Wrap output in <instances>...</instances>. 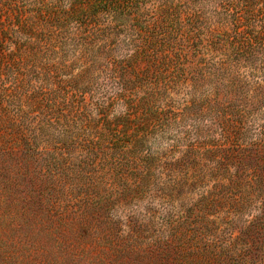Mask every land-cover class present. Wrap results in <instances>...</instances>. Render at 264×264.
I'll return each instance as SVG.
<instances>
[{
    "label": "trees",
    "instance_id": "1",
    "mask_svg": "<svg viewBox=\"0 0 264 264\" xmlns=\"http://www.w3.org/2000/svg\"><path fill=\"white\" fill-rule=\"evenodd\" d=\"M0 264H264V0H0Z\"/></svg>",
    "mask_w": 264,
    "mask_h": 264
},
{
    "label": "rangeland",
    "instance_id": "2",
    "mask_svg": "<svg viewBox=\"0 0 264 264\" xmlns=\"http://www.w3.org/2000/svg\"><path fill=\"white\" fill-rule=\"evenodd\" d=\"M65 1H68V0H65ZM59 50L57 49V52ZM47 61L48 62H52L54 63V65H56L57 67H61V63L63 61H65V57L61 55V53H57V54H54V55H51L49 54L48 57H47ZM62 74V73H61ZM60 74V72L57 74L56 76V82L60 80V77H62V75ZM58 87H60V85H58Z\"/></svg>",
    "mask_w": 264,
    "mask_h": 264
}]
</instances>
